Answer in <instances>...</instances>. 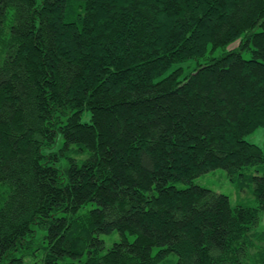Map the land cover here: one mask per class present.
Instances as JSON below:
<instances>
[{
	"label": "trees",
	"instance_id": "trees-1",
	"mask_svg": "<svg viewBox=\"0 0 264 264\" xmlns=\"http://www.w3.org/2000/svg\"><path fill=\"white\" fill-rule=\"evenodd\" d=\"M259 126L264 0H0V264H264Z\"/></svg>",
	"mask_w": 264,
	"mask_h": 264
},
{
	"label": "rangeland",
	"instance_id": "rangeland-1",
	"mask_svg": "<svg viewBox=\"0 0 264 264\" xmlns=\"http://www.w3.org/2000/svg\"><path fill=\"white\" fill-rule=\"evenodd\" d=\"M237 42H234L227 46V48H218L214 55L218 56L222 54L224 51L233 48ZM243 54L245 57H250L251 53L248 50H243ZM204 61V60H203ZM197 60L191 59L187 62L183 63V67L185 68V73H188L193 67L196 65ZM83 119L88 121L90 119V112L86 111L83 115ZM246 139L250 142L256 143L262 147H264V127L259 126L253 132L247 134ZM193 183L200 184L206 187H209L215 191L222 192L227 194L230 197V200L233 204L242 203L245 205L257 206L258 200L256 196L253 194L252 189L247 183L239 182L238 179L232 180L227 171L222 168H216L214 170H210L206 173H203L197 177L192 179ZM190 182H179L177 183L180 187H185L189 185ZM256 229L262 230L264 229V209H260L259 213V221L256 225ZM102 237L105 239L106 249L109 248L114 242L119 241L121 239V235L118 231H114L110 234H102ZM130 237H133L130 235ZM162 264H172V261L166 260ZM246 264H250V261H247Z\"/></svg>",
	"mask_w": 264,
	"mask_h": 264
}]
</instances>
